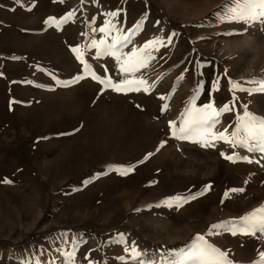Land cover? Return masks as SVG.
Returning a JSON list of instances; mask_svg holds the SVG:
<instances>
[{"label":"rangeland","instance_id":"374dc122","mask_svg":"<svg viewBox=\"0 0 264 264\" xmlns=\"http://www.w3.org/2000/svg\"><path fill=\"white\" fill-rule=\"evenodd\" d=\"M234 7L235 0H0V181H12L0 182V264H195L198 235L233 264L259 259L264 234L226 229L264 205V153L249 150L252 141L202 147L206 124L189 125L187 139L169 127H184L193 103L231 106L229 81L255 89L248 81L264 80V18L232 19ZM246 35L252 47L231 56L223 45ZM124 36L122 59L163 41L134 74L149 92L118 93L90 76L75 82L85 65L122 81L120 62L101 52ZM235 96V110L212 133L227 129L231 138L245 110L264 118V93ZM192 195L180 207L161 203Z\"/></svg>","mask_w":264,"mask_h":264},{"label":"snow or ice","instance_id":"6c2138e0","mask_svg":"<svg viewBox=\"0 0 264 264\" xmlns=\"http://www.w3.org/2000/svg\"><path fill=\"white\" fill-rule=\"evenodd\" d=\"M236 7L230 9L232 13V19H239L243 21H254L260 18H264V0H235ZM73 13H68V16L65 19H70ZM109 15L115 17L118 15V12H111ZM50 20L53 18H49ZM111 27V23L106 27L99 29L100 32H108ZM137 28H140L141 25L137 24ZM175 35V34H173ZM130 39L128 36H124L119 40L114 41L112 45H108L103 49L101 55H113L116 60L120 62V72L125 75V78L118 82L113 83L110 76L96 75L87 65H85L84 75L75 77V82L82 80L85 76H90L91 79L96 80L99 84L103 85L105 88H111L118 93H127V92H149L151 85L148 84V81L143 78H136L135 73L140 72L142 69L148 67V61L152 59L151 53L149 50L157 48L158 45H162L163 41L159 38H155L147 41L141 49L138 51H132L125 58H121V55L118 54L117 44H120L123 47L126 43H129ZM171 41L169 40V43ZM105 42L101 41V45H104ZM73 53L76 54L77 58L81 60L83 64V53L78 47L71 49ZM2 75V73H0ZM132 77V78H129ZM231 88L230 91L233 92V102L231 106L229 103H225L222 107L217 109L214 103L209 102L201 108L195 107L193 103L192 108L189 110L188 119L185 121V126L180 129H176L174 121L169 122V127L173 129L172 134L179 135L181 139H187L188 136L192 133L193 129L189 127L191 124H206L207 129L200 131L198 135L201 137L200 140L196 141L200 143L202 147H214L216 141H224L233 146H249V141L254 142L253 145L249 147V150H258L264 153V118L258 117L248 111H244L242 116H239V124L236 127V130L231 133V138L229 137L228 130L218 133H212L210 129L217 123H219V117L224 113H228L235 110V101L238 99L235 96V92H248L249 95L253 92L264 93V80L261 81H248V83H258L259 87L255 89H246L239 82L229 81ZM219 80L213 83V88L218 89ZM161 99H165L161 97ZM139 107V105H137ZM167 105H164L162 110H166ZM244 108L247 109V105H244ZM75 131H79L76 129ZM241 131L244 132V136L241 137ZM64 133H62L63 135ZM43 139H47L44 137ZM163 147V143L160 145ZM159 151V148L157 149ZM152 153H149L148 156H151ZM223 155V153H222ZM145 157V159L148 158ZM226 159L236 162L237 160H245L249 163L252 161L248 157H241L236 155H228ZM260 161H256L259 163ZM140 163H143L141 161ZM264 166V165H262ZM134 170V166L127 167L121 172L122 175H126ZM2 183H11L12 181L7 178L0 181ZM211 188L210 185L205 186L204 192L199 193L198 195H204L205 192L209 191ZM232 192H242L243 189H231ZM229 195L228 192L225 193L227 198ZM197 195H192L189 197L182 196H173L163 200L161 203L167 206H177L180 207L184 203L189 202V199H196ZM160 206V205H157ZM239 225H233L230 228H227V231H230L233 236L237 234L242 235H256L258 232L264 234V205L254 209L252 212L247 215L239 218ZM213 228H225L224 225H213ZM196 243L194 245V253L190 257L195 261V264H233V261L229 259L228 251H222L220 248L215 247L213 244L209 243L204 236L198 235L196 238ZM259 259L254 261V264H264V251H259Z\"/></svg>","mask_w":264,"mask_h":264},{"label":"bare ground","instance_id":"6f19581e","mask_svg":"<svg viewBox=\"0 0 264 264\" xmlns=\"http://www.w3.org/2000/svg\"><path fill=\"white\" fill-rule=\"evenodd\" d=\"M240 46H246V47H252V39L251 37H249L248 35H246L240 42L238 45L236 46H231L229 43H225V45H223L225 47V49L228 51V53L232 56L236 53V50L238 49V47ZM1 46V45H0ZM245 47V48H246ZM224 49V50H225ZM208 202V201H207ZM214 207V206H213ZM237 210V209H236ZM248 245V244H246Z\"/></svg>","mask_w":264,"mask_h":264}]
</instances>
